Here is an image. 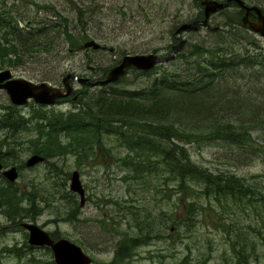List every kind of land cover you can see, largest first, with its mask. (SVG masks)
<instances>
[{
    "label": "rangeland",
    "instance_id": "374dc122",
    "mask_svg": "<svg viewBox=\"0 0 264 264\" xmlns=\"http://www.w3.org/2000/svg\"><path fill=\"white\" fill-rule=\"evenodd\" d=\"M244 1L264 8V0ZM86 4L93 8L102 7L76 14ZM234 9L230 7L229 13ZM201 11L195 0H0V12L11 14L21 27L29 22L48 27L51 21H59L61 16L67 18L69 28L83 21L82 25L79 24L81 28L89 26L87 22L94 16L98 21L94 29L101 31L106 45L113 48L112 52L93 48L70 50L62 41L63 31L50 28L41 37L32 34L18 63L3 65L0 70L8 68L13 77L45 81L51 85L62 83V77L72 72L96 81L100 78L93 69L97 66L109 68L124 54L156 49L157 53L167 55L174 44L170 31L189 18L200 19ZM228 15L218 12L211 15L210 25L221 28ZM213 31L200 26L195 31L183 32L185 51L196 42L213 45ZM54 32L61 36L53 37ZM247 34L256 41L260 47L258 53L264 57V37L249 30ZM37 45L38 49H32ZM243 45L251 49L247 43L243 42ZM261 59L264 62V58ZM259 69L258 72L257 67L248 71L238 69L245 79L237 76L226 78L223 83L216 80L203 94H198L200 96L182 102L186 109L207 102L213 105L222 102L220 107L230 115L225 118H229L233 128L238 123L253 125L247 130L251 140L245 144L228 138V142L218 140L210 145L203 142L199 148L196 143L185 145L192 160L203 163L211 173L223 175L222 182L238 183L246 189L242 201L227 196L231 186L212 185V189L206 190L200 184L186 182L189 186L184 187L166 170L150 172L152 174L146 170L145 173L150 174L147 178H133L119 159L126 158V149L117 144L114 136H105L109 152L98 149L100 152L97 150V155L85 159L86 162L77 164V156L65 153L33 167L23 165L20 168L15 185L20 190L30 191L42 207V213L34 222L49 233L78 244L91 256V264H111L119 238L124 237L123 234L139 233L134 226L137 219L141 220L143 231L149 235L146 242L135 249L134 257L125 258L120 264H180L185 257L184 264H239L242 261L237 255L246 258L247 264H264V66ZM137 73L130 70L126 75V81L132 84L123 81L116 85L122 87L124 84L131 87L129 89L145 87L151 77L148 80ZM97 87L91 86L86 91L93 92ZM81 90L80 83L75 81L71 98L77 100ZM10 105L7 94L1 90L0 114ZM72 105L69 98L44 106L42 110L68 113L72 111ZM35 107L37 105L29 100L19 109L27 117L29 112L37 111ZM203 109L201 106L199 110ZM235 112L238 115L233 116ZM33 136L34 132L28 130L22 131L20 138L3 141L0 131V143H11L17 152L20 150L14 165L24 162L32 154L29 146ZM20 139L24 140L23 143ZM17 141L20 143L16 144ZM174 143L178 142L169 141L177 153L179 149H175ZM74 170L79 172L84 188L82 204L80 196L69 188ZM126 209L133 212L128 214L124 211ZM235 241L244 245V252L233 251ZM25 243L28 244L21 227L11 223L0 210V264H45L52 260V253L47 248H28ZM14 246L20 248L18 255L13 254L14 250H8ZM235 246L237 249L239 244Z\"/></svg>",
    "mask_w": 264,
    "mask_h": 264
},
{
    "label": "trees",
    "instance_id": "16d2710c",
    "mask_svg": "<svg viewBox=\"0 0 264 264\" xmlns=\"http://www.w3.org/2000/svg\"><path fill=\"white\" fill-rule=\"evenodd\" d=\"M195 1L201 8L200 0ZM101 7L100 5L99 8H93L90 4H86L82 9L79 8L76 14L87 10L92 12ZM231 7L235 9L230 13L229 8L218 12L229 15L222 23V27L219 26L217 31L211 33L215 37L213 45L196 42L190 44L187 51L183 45L173 59L165 64H157L146 71L129 68L137 71L138 76L147 77L148 80L151 77L145 87L129 89L131 87L127 88L124 84L122 87L116 85L123 81L132 84L126 81V76L120 77L116 83L99 86L90 93L86 91L90 86L81 84L82 90L79 92L80 95L77 94V100L70 98L73 108L68 113L45 112L42 107H37V111L29 113L26 117L18 107L10 105L0 114L1 139L4 141L20 138L22 131L24 133L31 130L34 132L29 146L32 153L42 155L45 161L70 153L77 156L78 164L84 159L94 158L98 149L109 152L104 137L114 136L117 144L127 151L126 158L119 159H122L123 168L130 171L133 178H147L152 174L150 172L166 170L171 178L178 179L184 187L189 186L186 182L200 184L206 190L212 189V185L231 186V192H228L227 196L232 195V200L242 201L245 196L243 191L246 189L241 188L238 183L231 185L229 181L222 182L223 175L211 173L203 163L192 160L189 148L185 145L196 143L199 148L203 142L210 145L218 140L228 142V138L232 142L245 144L251 140L247 130L253 125L238 123L239 125L233 128L229 118H225L230 115L220 107L222 102L217 103L219 105L208 102L198 104L191 109H186L182 103L185 99L191 100L196 95L203 94L216 80L223 83L226 78L234 79L237 76L242 78L243 75L239 74L238 69L248 71L257 67L258 72L261 65L264 66V62L261 61L264 57L258 53L260 47L239 23L242 10L234 3ZM199 17H202V12L199 13ZM193 19L195 17L186 21ZM67 23V18L60 16L59 21L54 23L51 21L48 27L45 26L46 24L35 26L32 22L21 27L11 14L0 12V68L3 65H16L21 51L29 46L27 39L30 40L32 34L41 37L50 28L54 31H58V28L63 31L62 41L70 50L79 49L80 44L91 38L106 45L105 36L101 31L94 29L98 25L94 16L87 22L89 26L80 28L79 24L82 25L84 22L79 21V24L69 28ZM173 30L170 33L173 34ZM57 33L59 32H54L53 37L61 36ZM172 39L175 42L173 36ZM44 41L50 40L44 39ZM243 42L251 49L246 48ZM32 49H38V45ZM152 51L156 52V49ZM93 70L99 75L98 78H102L108 67L97 66ZM256 73L254 76L258 78ZM72 75L77 74L72 72ZM201 106H204L203 111L199 110ZM218 107L220 110L215 111L214 108ZM235 115H238V112L233 114ZM233 129L238 131L235 132ZM236 136L239 141H236ZM171 139L178 142L173 145L175 149H179V153H175L170 146ZM20 141L23 143L24 140L20 139ZM18 143L20 142L17 141L16 144ZM10 144L0 143V162L5 167L13 164L20 154V150L17 152L16 146ZM22 166L23 162L19 163V167ZM146 170L149 175L145 173ZM227 178L232 179L231 176ZM189 207H192V204ZM0 210L16 226H19L21 219L29 218L34 221L42 213V207L30 191L20 190L14 182L7 181L1 175ZM124 211L128 214L133 212L131 209ZM192 215L193 213L191 217ZM140 222L141 220L137 219L134 225L139 229V233L123 234L124 237L119 238L111 264H120L125 258L134 257L135 249L146 242L145 239L149 234L143 231L144 227H141ZM50 235L53 238L58 237L55 233ZM235 242V245L239 244V246L234 249L236 247L234 245L233 251L244 252V245L239 241ZM8 250H14L13 254L18 255L20 248L14 246ZM243 256L246 257L245 254ZM237 259L242 261L239 264H247L246 258L237 255ZM186 260L185 257L180 264H184ZM48 262L46 261V264H54L53 260Z\"/></svg>",
    "mask_w": 264,
    "mask_h": 264
},
{
    "label": "water",
    "instance_id": "95a60500",
    "mask_svg": "<svg viewBox=\"0 0 264 264\" xmlns=\"http://www.w3.org/2000/svg\"><path fill=\"white\" fill-rule=\"evenodd\" d=\"M231 1H235L244 10L241 17V23L250 31L259 34L264 37V11L256 5L248 6L244 4L243 0H201L203 5V19L181 22L175 29L177 43L172 46L170 53L167 56H161L158 53H134L125 54L120 57L119 61L109 67L105 77L96 81H90L87 77L77 78V82L88 84L90 86L103 85L112 82H116L120 76L124 75L127 68L133 67L139 70H148L155 64L163 63L170 60L173 55L179 51L183 44V39L180 36V32L186 30H196L198 24L202 26L207 25V20L211 13L216 12L219 9H223ZM254 16L255 20L249 18ZM213 30L217 29V26L212 27ZM81 47H92L93 49L105 48L101 46L94 39L85 41ZM111 51V48H109ZM72 77L71 74H67L63 78L65 90L62 91L60 87H54L47 82L35 83L23 78H13L10 69L0 70V90H5L8 94L10 101L13 104H23L27 99H33L40 104H52L57 98H61L70 94L72 87L68 81ZM71 82H74L72 80ZM43 160V157L39 154L30 155L25 165L30 167ZM2 164L0 163V170ZM2 174L9 181L13 182L18 176V171L15 165L6 168L2 171ZM69 188L71 191L76 192L80 196V203L84 202V188L79 178V172L74 170L70 175ZM21 226L28 231V243L35 246H47L50 248L53 261L55 264H90L91 257L84 253L82 248L76 243L68 240L67 238L53 239L49 233L32 222H21Z\"/></svg>",
    "mask_w": 264,
    "mask_h": 264
},
{
    "label": "flooded vegetation",
    "instance_id": "af4514ba",
    "mask_svg": "<svg viewBox=\"0 0 264 264\" xmlns=\"http://www.w3.org/2000/svg\"><path fill=\"white\" fill-rule=\"evenodd\" d=\"M56 85V84H55ZM56 86H62V84L61 83H58ZM63 100L62 99H57L56 101H55V103L56 104H58V103H60V102H62Z\"/></svg>",
    "mask_w": 264,
    "mask_h": 264
},
{
    "label": "bare ground",
    "instance_id": "6f19581e",
    "mask_svg": "<svg viewBox=\"0 0 264 264\" xmlns=\"http://www.w3.org/2000/svg\"><path fill=\"white\" fill-rule=\"evenodd\" d=\"M79 75V74H78ZM90 78V77H89ZM85 86V85H84ZM96 87V86H95ZM92 95V94H91ZM77 102V101H76ZM30 113V112H29ZM106 145V144H105ZM112 146H113V144H112ZM110 147V146H109ZM65 154V153H64ZM90 160V159H89ZM84 161H85V159H84ZM86 162V161H85ZM81 163V162H80ZM79 164V163H78ZM141 238V237H140ZM137 239V238H136ZM135 241V240H134ZM24 243V242H23ZM45 263V262H44ZM49 263V262H48ZM46 264V263H45ZM51 264V263H50Z\"/></svg>",
    "mask_w": 264,
    "mask_h": 264
}]
</instances>
